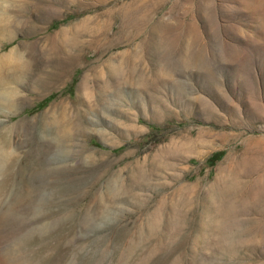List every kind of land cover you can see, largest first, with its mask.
<instances>
[{
  "label": "rangeland",
  "instance_id": "rangeland-1",
  "mask_svg": "<svg viewBox=\"0 0 264 264\" xmlns=\"http://www.w3.org/2000/svg\"><path fill=\"white\" fill-rule=\"evenodd\" d=\"M0 28V264H264V0H0Z\"/></svg>",
  "mask_w": 264,
  "mask_h": 264
},
{
  "label": "bare ground",
  "instance_id": "bare-ground-1",
  "mask_svg": "<svg viewBox=\"0 0 264 264\" xmlns=\"http://www.w3.org/2000/svg\"><path fill=\"white\" fill-rule=\"evenodd\" d=\"M124 23V27H128L129 23ZM0 33L3 35V28H0ZM49 42L51 41V39H48ZM5 41V40H4ZM7 41V40H6ZM66 42L65 44V48H67L68 50L70 49L71 51L73 50L72 52V60H77L79 58V56H81L83 53H84V49L83 48H80L78 47V45L76 44V40H74V38L70 39L67 38L64 40ZM3 45V44H2ZM13 54V52L11 53V55ZM83 56V55H82ZM6 58V57H5ZM3 63H4V58H0V105L1 106H9V101H10V96H11V92H8V91H3V88H4V80H3V75H2V70H3ZM15 69H17V67H15ZM2 90V91H1ZM5 151H3V149L0 148V163H2L3 161H6L4 160L5 159ZM7 155V154H6ZM7 158V157H6ZM3 164V163H2ZM1 164V165H2Z\"/></svg>",
  "mask_w": 264,
  "mask_h": 264
}]
</instances>
